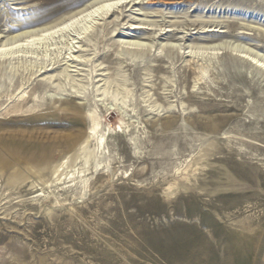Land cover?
I'll return each instance as SVG.
<instances>
[{
  "label": "rangeland",
  "instance_id": "1",
  "mask_svg": "<svg viewBox=\"0 0 264 264\" xmlns=\"http://www.w3.org/2000/svg\"><path fill=\"white\" fill-rule=\"evenodd\" d=\"M92 1L0 0V39ZM126 1L0 59V264H264V0Z\"/></svg>",
  "mask_w": 264,
  "mask_h": 264
},
{
  "label": "bare ground",
  "instance_id": "2",
  "mask_svg": "<svg viewBox=\"0 0 264 264\" xmlns=\"http://www.w3.org/2000/svg\"><path fill=\"white\" fill-rule=\"evenodd\" d=\"M126 3V0H94L79 9L77 12H74L67 18L61 20L60 22L45 26L35 32H28L22 36L16 35L7 40L0 39V59H3L2 61L4 62H11L16 57V53H18L13 52V48L15 47L17 49L19 47L17 43H19L20 41H23L26 44H29V42L35 40L41 42L45 38H48V36H50L51 34H54L55 31H63L67 28H72L74 26L79 27L80 25L82 26L80 27L79 31H81L83 34L85 32H89L92 27L96 24V22L101 21V19L104 17L107 18V16L110 17L114 15V9L118 6L122 7ZM128 3H130V1ZM258 70L261 71L260 68H258ZM83 116L89 125L85 132L86 137L80 142V144L76 148L75 153L78 152L76 154V158L77 160L83 159L85 163L94 161L95 163L100 164L101 160L103 159L101 147L104 146L101 121L102 119H100L96 111L84 112ZM92 141H94L95 147L93 150L88 151L87 145Z\"/></svg>",
  "mask_w": 264,
  "mask_h": 264
}]
</instances>
